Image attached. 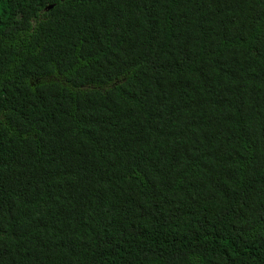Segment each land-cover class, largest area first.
<instances>
[{
  "label": "trees",
  "instance_id": "16d2710c",
  "mask_svg": "<svg viewBox=\"0 0 264 264\" xmlns=\"http://www.w3.org/2000/svg\"><path fill=\"white\" fill-rule=\"evenodd\" d=\"M0 264H264V0H0Z\"/></svg>",
  "mask_w": 264,
  "mask_h": 264
},
{
  "label": "water",
  "instance_id": "95a60500",
  "mask_svg": "<svg viewBox=\"0 0 264 264\" xmlns=\"http://www.w3.org/2000/svg\"><path fill=\"white\" fill-rule=\"evenodd\" d=\"M52 7V4H49V5H47L46 7H45V10H48V9H50Z\"/></svg>",
  "mask_w": 264,
  "mask_h": 264
}]
</instances>
